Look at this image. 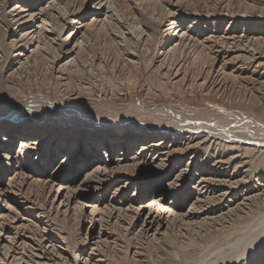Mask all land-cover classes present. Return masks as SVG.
<instances>
[{
  "label": "bare ground",
  "instance_id": "6f19581e",
  "mask_svg": "<svg viewBox=\"0 0 264 264\" xmlns=\"http://www.w3.org/2000/svg\"><path fill=\"white\" fill-rule=\"evenodd\" d=\"M34 1L20 0L8 9L16 27L20 26L18 32L11 30V34L3 39L8 40L9 51L16 57L14 63H10L9 58L6 60L8 75L15 74L20 78L27 75L29 70L38 66L36 59L39 55L43 57L42 65L47 62L48 68L62 80L69 78L71 71L83 72L87 67L89 70H104L105 65L116 61L108 56L110 54L106 57L93 54L92 59L87 60L90 56H86L84 48L91 27L98 24L105 29L114 17L115 20L123 19L126 7H121L119 0H80L77 6L81 9L72 4L68 8H72L71 11L64 10L66 7L63 6L60 10L54 0H48L53 10V15L48 16H45V7ZM260 3L264 8V0ZM36 6L40 8L36 10ZM91 9L101 10L102 17L97 15L89 19L87 16ZM129 9L133 12L140 10L137 5ZM165 14L168 15L167 22L162 30L152 25L154 30L147 31L146 38L154 35L157 40L163 39L156 50L145 51L152 57L145 73L154 70L161 76L166 75L167 81L173 84L178 81L182 84L186 80L201 90L221 91L234 80L236 72L241 73L244 66L239 69L231 65L233 57H240L251 69L248 77H252V72L259 73L257 80L260 81L255 83L260 88L259 97L248 91V98H264V46L258 44L260 40L264 44V16L257 19L248 13L238 18L225 13L216 17L197 16L185 23L179 10L171 12L169 9ZM156 20L149 18L151 24ZM221 22H226V26L220 27ZM249 23L258 28L251 29ZM141 25L132 28L138 33V38L146 35ZM51 44H55L52 54L49 53ZM119 46L122 53L119 61L132 71H139L143 56L125 49L122 44ZM205 46L210 51L207 60L201 55ZM3 53L0 50V57ZM31 55L33 59H30ZM98 78V81L105 79L104 76L100 80ZM103 82L98 84L99 90L91 87L84 89L88 92L70 93L61 99L71 105L81 102L85 110L72 113L69 110V114L67 111L54 119L86 130L87 134L95 128L129 129L136 133L131 139L117 136L100 140L92 135L82 139L67 133L61 143L54 135L42 146L46 134L31 129L30 123L42 113L50 115L60 108L63 102L57 94L37 96L49 101L46 108L30 107L35 101L30 98L33 102L19 100V107L13 106L9 111L5 108L14 103L10 98L1 97L0 173L9 172L10 175L0 185V264H107L109 259L105 252H114L120 242L105 230L104 224L117 222L120 235L129 236V241L145 238L154 241L177 223L191 226L217 224V221L226 222L229 216L239 218L256 207L264 206V180L255 178L257 174L250 172L255 160L252 159L251 163V159L245 158L264 153V132L257 137L242 134L238 124L231 121L226 124L222 117L213 116L214 110L210 108L189 109L179 104L157 103L150 110L148 107L139 111L133 104L117 102L116 97L120 93L106 90ZM163 113L171 115L161 117ZM16 121L18 123L14 124ZM229 150L230 155H225ZM50 166L52 169L46 173ZM81 171L83 176L80 178L78 172ZM253 177L256 182L251 184ZM158 187L163 192L155 194ZM30 188H35L42 195L41 203L47 205L48 211L63 219L84 223L85 237L78 240L82 249L79 253L68 255L64 249L62 251L61 245L52 244L56 236L47 224L48 218L42 220L44 209L38 212L34 206L36 197L34 200L25 198L22 193L24 197H16L17 192L20 194L23 189ZM168 189L171 190L170 195ZM96 192L99 195L92 196ZM82 199H89V202ZM35 219L37 222L33 221ZM252 226L255 225L247 226L248 231ZM258 229L260 231L255 232L257 240L246 238L248 243L241 247L237 243L240 248L233 246L230 249V258L227 256L228 260H225L227 263L264 264V252L262 257H258L261 259L256 256L252 260L251 257L245 258V254L258 253L263 247L264 223ZM237 239L239 237L235 241ZM44 241L50 245L45 246ZM132 246L130 243L124 246L129 259L137 254L136 246ZM223 254L226 253L222 251ZM217 262L220 264L219 260Z\"/></svg>",
  "mask_w": 264,
  "mask_h": 264
},
{
  "label": "rangeland",
  "instance_id": "374dc122",
  "mask_svg": "<svg viewBox=\"0 0 264 264\" xmlns=\"http://www.w3.org/2000/svg\"><path fill=\"white\" fill-rule=\"evenodd\" d=\"M19 1L20 0H0V50H3L4 52L0 57V99L2 96H4L6 98H10L14 103V105L6 107L5 110L9 111L13 108V106L19 107V100H29L30 98H34V100L36 101L33 102V99L29 100L33 102H31L32 105L30 107L34 109L44 107L46 108L49 106L47 104L49 103V101L37 96L45 97L51 94H57V98L61 100L65 99L70 93H79L81 91L88 92L84 90L87 88L93 87L99 90L100 88L98 87V84H100L101 81H105L106 83H103L106 90L120 93L116 97L117 102L133 104L134 108L139 111H142L148 107V110H150L153 107V104L157 103L179 104V106H183L184 108L189 109L198 107L210 108L214 110L213 116L222 117V120L226 121V124L230 121L238 124L240 129L239 132H241L242 134L257 137L258 134L264 132V98H256L259 97L260 92V88L255 85L257 81H260L259 79L257 80L259 73L258 71L252 72V77H248L251 69L247 67L245 60L240 57H233L231 65L234 67H239V69L244 66L241 73L236 72L234 80L228 83V85L221 91L201 90V88L196 85H191L186 80L182 82V84L179 81L173 84L171 81H167L166 75L161 76L157 71L154 70H149L145 73V68H147L152 63V57L149 54H145V51L156 50L157 47L160 46L163 39L161 37L157 40L154 35H150L149 38H146L147 31L150 32L154 30L152 25H156L159 30L163 29V24H166L167 22L168 15L166 16L167 13L165 14L167 10L170 9L171 12L179 10V14H182L185 18V23L189 22L197 16L204 17L206 15H214L216 17L220 14L224 15L225 13L233 14L237 17L243 14L252 13V15L257 17V19H261L263 18L262 16H264V8L261 5L260 0H119L120 6L123 8L126 7V11L123 14V19L119 20L118 18L115 20L114 17L111 20V24L105 25V29L98 24L91 27L88 33L86 48H84L85 50L83 49L86 56H90V58H88L87 60L92 59L93 54H96L95 56H101L102 54V56L104 55L103 57H106L108 54H110L108 56L115 58L116 61L114 63H108L107 65H105L104 70L100 68L97 69L99 72L96 71L95 68L91 69V71L88 69V67L87 69H84L85 71L82 70L83 72L71 71L68 73L69 78L65 77L66 80H62L61 77H56V74L48 68L49 66H47V62H45L46 64L44 63L42 65L41 59H43V57L40 55L36 59L38 62V66L33 67L34 71L29 70V73L22 78L15 74L8 75L9 71H7L8 66L5 64L6 60L7 58H9L10 63H14L16 57L13 52L9 51L8 40L3 41V39L5 36L8 37L11 34V30L18 32V30L20 29L19 25H17L16 27V24L13 21L12 13L10 12V10H8L11 5L19 3ZM47 1L48 0L34 1L35 4H41V7H45V16H48L53 12L52 8L50 7L52 4H48ZM54 1L55 5L60 7V10L63 6L66 7V9L64 10L71 11L72 8H68L72 4L76 5L74 6L75 8L81 9L77 6L80 0ZM134 5H137L140 10L135 12L130 11L131 9L129 8ZM38 8L40 7L36 6V10ZM54 8L55 6H53V9ZM127 9L129 10L127 11ZM96 10L91 9L87 17L89 19L97 15H100V17H102V11ZM150 17H154V19H157L155 24H151L149 22ZM169 19L170 18H168V20ZM140 23L143 25H141ZM226 24V22H221L219 25L220 27H225ZM139 25L143 26V31H146V35L144 37L141 36L140 38L137 37L138 33L132 30L134 26L138 27ZM25 26H27V24H25ZM250 27L251 29L258 28V26L255 27L254 24H251ZM121 44L125 49L133 50L137 55L143 56V62L139 67V71L134 72L128 65L119 61L120 57H122V53L119 50V45ZM258 44L261 47L264 46L262 40L258 41ZM54 48L55 44H51V46H49L50 54H52ZM201 52L203 59H209L210 51L208 47L205 46L204 48H202ZM33 58L34 56L31 55L30 59ZM2 67L5 68L1 70ZM86 70H89L90 72ZM93 71V77H91V73ZM95 74L97 76H95ZM103 76L105 79H101V77ZM96 78L101 80L98 81ZM63 81H66V83ZM94 83H96L97 86H95ZM259 83L260 82H258V84ZM248 91L253 92L256 97L248 98V95L246 94V92ZM39 101L41 103L45 101V103H42V105ZM60 102H63V100H61ZM80 104L81 102L71 105V103L65 101L63 102V104L60 103V108L54 110L55 112L50 113V115L48 113H42L43 115L37 116V119L35 118L30 123L31 129H34L35 131H38L40 133L44 132L46 134L47 138L44 140L42 146H45L54 135L56 136V138H58V140H60V142L58 143H61V140L64 138L63 136L68 135L67 133H69L73 138H76V136H78L77 138L83 139L88 135H92L100 140H103V138L105 137L117 136L128 140L134 137V135L136 134L129 129L113 131L112 129L104 128H95L89 134H87L88 132L86 130L74 128L71 124H64L61 123L59 119H54L60 118L61 116L66 114L67 111L68 114L70 112L72 113L79 111L80 109V111H84L85 109L82 106L83 104ZM63 105L65 106L63 107ZM78 106L81 107L78 108ZM165 114L166 116H164ZM170 115L168 113H163L160 116L168 117ZM17 123V121L14 122V124ZM233 151L235 152L236 150ZM229 152L230 150L226 152L225 155H230L231 152ZM188 155L189 154H187V156ZM257 155L259 156L257 157ZM261 155L263 156L264 153H256L255 155L253 154V156L250 155V157L248 155L245 156V158L247 159L248 157V159H251L249 160V162L251 163L255 160L252 165L250 163V165L252 166L250 167V172L257 174L255 178L264 180V161H262L264 160V156L262 157ZM255 156L257 157V159H254ZM259 157L260 159L262 157L261 161L260 159H258ZM43 158H45V154L42 159ZM1 164L4 167H7L6 164H3L2 161ZM257 166L260 167L258 168ZM13 169L14 166L12 167V170ZM51 169L52 166L48 167L46 169V173H49ZM9 175V172L2 171L0 173V185L5 183L9 179ZM78 176L81 178L83 176V172H78ZM255 178L253 177L251 179V184L256 182ZM13 186L15 187V184ZM23 190L24 192L22 191L20 192V194H17L18 192L16 193L17 198L19 196L22 198L24 197L23 195L26 196L25 198L30 197L31 199L33 198V200L37 198L38 200L36 199L37 201H34V206L37 208V211L39 212L44 209L45 213L42 220L44 221L48 218L46 220L47 224H50L49 228L54 234V237L56 236V240L52 241L54 242L52 244L61 245L62 251L64 249V251H67L66 253H68V255L72 253L70 255L73 256L74 252L79 253L82 249L80 248L81 244L78 240L81 237H85V227L83 226L84 223L80 220L75 221V219L70 218L63 219L61 218V216H56L52 211H48L47 205L41 203L42 195L38 193L35 188ZM168 191H170L168 192V195H170L171 190L168 189ZM161 192H163V190L159 191L158 187V189L155 191V194H159ZM97 195H99V192L92 194V196L95 197ZM128 195H130V192ZM82 200L85 203L89 202V199H86L87 201H85V199ZM253 211L251 213H248L249 216L251 215L250 217L247 216L248 214L240 216L241 218H238V216L237 218L236 216H229V219H225L226 222L217 221L218 225L216 224V222L213 224L211 223L210 225L206 223V225L197 224L195 226L177 223L164 236L154 241L148 240L146 238L140 240L132 239V241H129V236L125 237L120 235L121 233L119 232L117 222L113 221V224H104L103 227L105 228V230L109 231L111 234H114L120 242V246H118V249L114 250V252L112 250H108L105 252L107 258L109 259L107 264H185L187 262V264H217L218 262L216 263V261L218 260L220 264H222V262L230 258V249H232L233 246L236 247L238 245L237 243H239V246L241 247V245H245L246 243L251 241L250 239H252L253 241V238H256L255 240H257L255 232H259L260 230L258 229V227H260V225L264 223V206H260V208L256 207V209ZM28 219H30V217H28ZM33 221L37 222V219ZM249 222L255 225L252 226L251 231H248L250 230L248 229V227L250 228L252 225ZM245 226L247 230L245 229ZM243 230L244 233H242ZM241 233L242 235H240ZM243 234L245 238L243 237ZM245 234L247 236H245ZM237 237H239V239L235 241V238ZM246 238L249 239V241ZM214 241L216 243H214ZM126 243H130L133 245L132 247L136 246L134 248H137V254H135V256L132 258L130 257V259L127 257L128 255H126L125 252L124 246ZM227 243L231 245L228 246ZM44 245L48 246L50 245V242L44 241ZM219 246L223 247L221 248ZM239 246L237 247L240 248ZM262 246L263 247H261V250L259 249L260 251L258 253H256V251L251 255L245 254V258L251 257L252 260V258L254 259L256 256L257 259H261L258 257H262L261 255H263L264 243L262 244ZM208 247H210V249H208ZM224 248L227 249L225 250ZM217 249L221 250V252ZM227 250L229 251L227 252ZM217 251L218 255L216 254ZM222 251L226 254H223L224 259L221 260V256H223L221 255ZM232 252L236 251L233 250ZM184 253H186V255ZM204 256H206V258ZM184 260L187 262H185ZM196 260L198 261L196 262ZM225 264L233 263H227L225 261Z\"/></svg>",
  "mask_w": 264,
  "mask_h": 264
}]
</instances>
